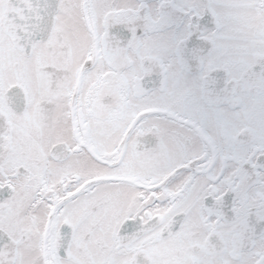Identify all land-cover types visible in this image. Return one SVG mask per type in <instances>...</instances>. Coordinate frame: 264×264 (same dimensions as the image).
I'll return each instance as SVG.
<instances>
[{
    "label": "snow or ice",
    "instance_id": "snow-or-ice-1",
    "mask_svg": "<svg viewBox=\"0 0 264 264\" xmlns=\"http://www.w3.org/2000/svg\"><path fill=\"white\" fill-rule=\"evenodd\" d=\"M0 264H264V0H0Z\"/></svg>",
    "mask_w": 264,
    "mask_h": 264
}]
</instances>
